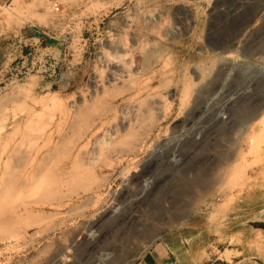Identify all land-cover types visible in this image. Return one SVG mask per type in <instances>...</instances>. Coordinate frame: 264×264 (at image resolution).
Wrapping results in <instances>:
<instances>
[{"label": "rangeland", "instance_id": "obj_1", "mask_svg": "<svg viewBox=\"0 0 264 264\" xmlns=\"http://www.w3.org/2000/svg\"><path fill=\"white\" fill-rule=\"evenodd\" d=\"M0 73V264L264 262V0H0Z\"/></svg>", "mask_w": 264, "mask_h": 264}, {"label": "crops", "instance_id": "obj_2", "mask_svg": "<svg viewBox=\"0 0 264 264\" xmlns=\"http://www.w3.org/2000/svg\"><path fill=\"white\" fill-rule=\"evenodd\" d=\"M1 76V73H0ZM2 79L0 78V83ZM137 264H177L170 246L161 242L149 249ZM264 264V262L253 263Z\"/></svg>", "mask_w": 264, "mask_h": 264}, {"label": "built area", "instance_id": "obj_3", "mask_svg": "<svg viewBox=\"0 0 264 264\" xmlns=\"http://www.w3.org/2000/svg\"><path fill=\"white\" fill-rule=\"evenodd\" d=\"M55 9H56L57 11H59V10H60V5H59V3H58V2H56V3H55Z\"/></svg>", "mask_w": 264, "mask_h": 264}, {"label": "bare ground", "instance_id": "obj_4", "mask_svg": "<svg viewBox=\"0 0 264 264\" xmlns=\"http://www.w3.org/2000/svg\"><path fill=\"white\" fill-rule=\"evenodd\" d=\"M30 179H31V178H30ZM27 180H28V179H27ZM261 252H262V251H261ZM226 255H227V257L230 258V257L232 256V253H231V252H227Z\"/></svg>", "mask_w": 264, "mask_h": 264}]
</instances>
